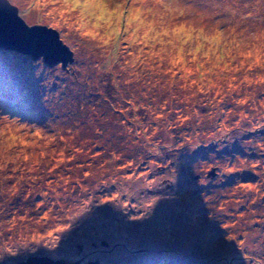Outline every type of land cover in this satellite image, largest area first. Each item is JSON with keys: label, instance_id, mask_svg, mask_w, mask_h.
Listing matches in <instances>:
<instances>
[{"label": "rangeland", "instance_id": "1", "mask_svg": "<svg viewBox=\"0 0 264 264\" xmlns=\"http://www.w3.org/2000/svg\"><path fill=\"white\" fill-rule=\"evenodd\" d=\"M9 1L74 61L0 47V264H264V0Z\"/></svg>", "mask_w": 264, "mask_h": 264}, {"label": "water", "instance_id": "2", "mask_svg": "<svg viewBox=\"0 0 264 264\" xmlns=\"http://www.w3.org/2000/svg\"><path fill=\"white\" fill-rule=\"evenodd\" d=\"M0 47L28 54L35 60L41 58L50 66L61 62L64 69L74 61L73 50L63 41L57 29L43 24L29 25L20 15L18 7L9 0H0ZM215 174L213 168L209 175L213 177ZM104 244L108 245V242L105 241ZM19 264H79V262L66 258L57 260L49 256H30Z\"/></svg>", "mask_w": 264, "mask_h": 264}, {"label": "snow or ice", "instance_id": "3", "mask_svg": "<svg viewBox=\"0 0 264 264\" xmlns=\"http://www.w3.org/2000/svg\"><path fill=\"white\" fill-rule=\"evenodd\" d=\"M68 2H72L75 7H80L81 6L80 0H68ZM83 6L85 8L95 7V8L101 9L102 12H101V16L99 17V19H103V9L105 7V5L103 3V0H84ZM97 26H99V24ZM89 35H93V33H89ZM198 50L199 49H197V51Z\"/></svg>", "mask_w": 264, "mask_h": 264}, {"label": "clouds", "instance_id": "4", "mask_svg": "<svg viewBox=\"0 0 264 264\" xmlns=\"http://www.w3.org/2000/svg\"><path fill=\"white\" fill-rule=\"evenodd\" d=\"M52 2H53V3H58L59 0H52ZM63 3L67 4V3H69V2H68V0H63ZM6 6H7V5H6Z\"/></svg>", "mask_w": 264, "mask_h": 264}, {"label": "bare ground", "instance_id": "5", "mask_svg": "<svg viewBox=\"0 0 264 264\" xmlns=\"http://www.w3.org/2000/svg\"><path fill=\"white\" fill-rule=\"evenodd\" d=\"M20 130H22V129H20ZM21 133V132H20Z\"/></svg>", "mask_w": 264, "mask_h": 264}]
</instances>
